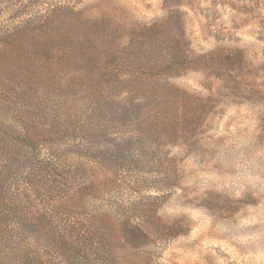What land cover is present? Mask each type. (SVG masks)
I'll list each match as a JSON object with an SVG mask.
<instances>
[{
  "label": "rangeland",
  "instance_id": "374dc122",
  "mask_svg": "<svg viewBox=\"0 0 264 264\" xmlns=\"http://www.w3.org/2000/svg\"><path fill=\"white\" fill-rule=\"evenodd\" d=\"M176 10L178 70L147 93L111 87L143 76L134 31ZM28 19L57 31L0 77L15 264H264V0H0V33ZM125 224L147 239L122 241Z\"/></svg>",
  "mask_w": 264,
  "mask_h": 264
},
{
  "label": "trees",
  "instance_id": "16d2710c",
  "mask_svg": "<svg viewBox=\"0 0 264 264\" xmlns=\"http://www.w3.org/2000/svg\"><path fill=\"white\" fill-rule=\"evenodd\" d=\"M73 14L69 8H56L51 13L50 21L59 20L63 23L68 22L67 16ZM21 17V16H19ZM183 18V13L179 10L171 12L166 20L165 27H162L161 22L149 26L143 27L139 31L141 35H136L138 31H134L133 36L138 38L136 41L137 45L136 52L134 53V60L128 68H135L132 71L141 70L142 77H133L129 79H121L122 77L112 76L108 78V82L111 87L114 88H126L129 94L135 93H147L148 89H154L160 80V75L168 72L178 70L180 62L183 60L182 56V43L181 36L179 33V24ZM52 19V20H51ZM67 24V23H66ZM163 29H168L167 37H169L168 46L164 51L161 50V37L164 36ZM56 29L50 28H37L32 20H24L20 25L10 33H0V77H13L26 70L31 65L27 64L28 52L34 46L29 45L32 42H36L37 46H41L43 43L51 42V39L56 38ZM141 39V40H139ZM135 42V43H136ZM18 45L21 49H16ZM162 51V52H161ZM238 51H236L237 53ZM240 54V53H238ZM128 78V77H127ZM153 78L155 81L150 82ZM146 79V80H145ZM3 140V139H2ZM2 145L5 143L1 141ZM2 176V174H1ZM1 178V177H0ZM1 180V179H0ZM0 187V235L6 237L2 239L5 243L0 245V264H15L16 257L19 256L17 247H14L12 233L5 231L7 223V203L4 201L3 192ZM18 228L20 236H28L30 233L35 232V223H22ZM105 229L111 227L110 224L102 222ZM7 232V233H6ZM118 233H122V241H127L128 244L137 246L147 239L146 232L140 226L133 225H122V228ZM7 239V240H6ZM109 239V238H108ZM87 245V244H86ZM93 246V245H91ZM102 245H100L101 247ZM108 246V245H107ZM101 250V248H99ZM4 250V251H2ZM108 248H105L107 253ZM103 251V250H102ZM2 254H7L11 257H7L5 260L2 259ZM109 254V253H108ZM25 264H36L35 260H27Z\"/></svg>",
  "mask_w": 264,
  "mask_h": 264
}]
</instances>
